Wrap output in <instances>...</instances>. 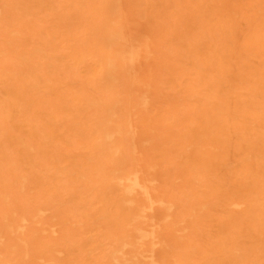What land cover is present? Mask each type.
Instances as JSON below:
<instances>
[{"label":"rangeland","instance_id":"rangeland-1","mask_svg":"<svg viewBox=\"0 0 264 264\" xmlns=\"http://www.w3.org/2000/svg\"><path fill=\"white\" fill-rule=\"evenodd\" d=\"M37 1L0 0V155L11 152L14 160L13 164L3 163L0 158V187L2 191L9 187L10 198H0V218L21 214L27 204L25 196L30 195L47 201L43 224L49 231H41L31 222L21 233L6 235L0 247V264H105L103 244L94 239L104 227L99 215L115 206L119 195L113 188L109 190L106 182H97L100 176L94 169L101 156L95 147L97 125L94 113L83 105L96 97L95 58L103 56V42L92 24L98 18L96 7L88 0H44L43 5L49 7L44 8ZM135 3L136 10L149 7L144 0ZM177 5L175 0H165L163 5L157 0L146 10L159 29V36L153 39L157 44L154 55L144 63L153 98L132 122L151 140L146 157L157 163L163 188L177 203L174 217L187 219V229L181 233L185 236H167L171 250L177 252V260L171 264H207L203 254L210 255L209 247L223 231L220 225L227 222L224 216L220 218L217 204L225 191L217 188L219 181L213 171L195 168L194 157L203 146L194 135L200 120L216 121L224 102L221 93H211L203 84L208 74L203 69L197 71L193 56L173 45ZM53 10L61 16L59 21L52 20ZM7 27L17 33L5 31ZM241 29L231 44L236 49L242 48L249 33L257 32L264 39V26ZM208 42L214 44V38H199L195 50L202 54ZM22 57L28 58L22 59L24 66L19 63ZM252 64L256 65V60ZM225 84V93L236 85L234 80ZM19 133L30 145L27 151L11 142L12 135ZM220 133L212 136L220 138ZM227 149L231 161L234 151L230 146ZM79 171L85 172L86 180L77 178ZM18 173L27 179L24 189L14 183ZM195 205L197 213L191 216L188 209ZM263 225L261 218L258 228ZM18 237L24 240L26 257ZM255 241L264 248V236L259 234Z\"/></svg>","mask_w":264,"mask_h":264},{"label":"bare ground","instance_id":"bare-ground-1","mask_svg":"<svg viewBox=\"0 0 264 264\" xmlns=\"http://www.w3.org/2000/svg\"><path fill=\"white\" fill-rule=\"evenodd\" d=\"M88 1L96 7L98 18L92 24L103 42L100 47L103 56H94L96 97L84 101L83 105H88V111L94 113L97 125L95 147L101 154L94 169L100 176L97 182H106V187L119 195L114 200L115 206L99 215L104 227L94 241L103 244L105 264H171L177 260V252L171 250L167 236H185L181 233L187 229V219L174 217L177 203L163 188L165 184L156 170L157 163L146 157L151 140L132 122L135 114L147 109L153 98V85L144 73V63L154 55L157 44L153 39L159 36V29L151 23L146 10L157 0H144L149 6L145 11L136 10L137 0ZM164 1L161 0L162 5ZM175 2L178 5L174 8L173 45L193 56L197 71L203 69L208 74L203 84L211 93H221L224 102L216 121L200 120L194 135L203 146L194 157L195 168L213 171L219 181L217 188L225 191L217 204L220 218L224 216L227 222L220 225L223 231L209 247L210 255L203 256L207 264L212 260L215 264H253L254 261L264 264V248L258 247L255 241L259 234L264 236V225L258 228L259 219L264 218V104L259 101V98L264 101V71L256 68H264V39L254 32L243 38L242 48L231 45L234 36L243 31L239 28L264 26V13H258L264 11V0ZM44 3V0L37 1L40 7L49 8ZM1 11L0 8V16ZM51 18L59 21L61 16L53 10ZM5 31L17 33L10 27ZM205 36L213 37L214 44L208 42L201 54L195 49L199 38ZM22 59L28 58H20L19 63L24 66ZM254 60L256 65L252 64ZM21 79L26 81V77ZM228 80H234L236 85L225 93ZM217 133L221 134L220 138L212 136ZM11 142L26 151L30 147L20 133L12 135ZM227 146L234 151L231 161L227 158ZM12 157L6 151L0 155L3 163L13 164ZM77 178L84 181L87 176L79 171ZM17 182L23 189L27 185L21 173L14 178V183ZM1 189L0 198L10 199L9 187L6 191ZM25 197L27 204L21 214L0 218V247L6 235L14 231L21 233L31 222L39 230L49 231V226L43 224V205L47 201L30 195ZM188 210L191 216L197 213L196 205ZM17 241L24 246L22 256H28L24 240L18 237ZM247 254L250 256L245 258Z\"/></svg>","mask_w":264,"mask_h":264}]
</instances>
